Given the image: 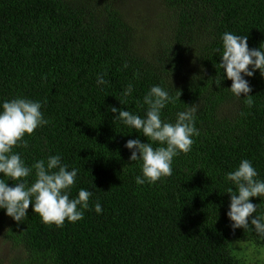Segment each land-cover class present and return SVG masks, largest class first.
Here are the masks:
<instances>
[{
	"label": "trees",
	"instance_id": "trees-1",
	"mask_svg": "<svg viewBox=\"0 0 264 264\" xmlns=\"http://www.w3.org/2000/svg\"><path fill=\"white\" fill-rule=\"evenodd\" d=\"M225 31L264 48V0H0V100L40 101L49 121L25 136L27 149L13 150L28 165L61 154L69 170L79 169L70 198L94 192L84 218L63 227L43 223L31 204L23 222L0 209L10 264H243L235 243L264 251L251 228L231 227L233 186L224 180L241 159L264 179V76L245 77L251 107L228 90L218 66ZM128 84L134 90L124 98ZM156 84L180 92L162 119L175 122L195 105L200 134L190 153L174 158L171 176L138 186L140 162L129 161L124 145L147 138L110 109L144 116L143 97ZM250 202L264 213V198Z\"/></svg>",
	"mask_w": 264,
	"mask_h": 264
},
{
	"label": "clouds",
	"instance_id": "clouds-1",
	"mask_svg": "<svg viewBox=\"0 0 264 264\" xmlns=\"http://www.w3.org/2000/svg\"><path fill=\"white\" fill-rule=\"evenodd\" d=\"M220 39L222 54L218 66L225 73L221 79L231 80L228 90L238 99L244 94L248 107H251L252 95L248 94L252 89L245 77H252L257 70L264 76V48L249 49L247 35H236L229 31L222 33ZM220 51L216 50L218 53ZM123 67L127 68L128 65L125 63ZM220 80L216 81L218 87ZM96 84H107L103 73L97 75ZM133 90V86L128 84L122 97H130ZM179 96L180 92L173 97L165 87L156 84L143 97V105L146 106L144 116L127 108L110 109L116 114L114 120L147 138V143L129 139L124 145L131 152L129 161L140 162L142 174L135 177L138 186L146 182L155 184L171 176L174 158L190 153L193 138L200 134L196 127L198 108L195 105L177 112L175 122L162 119V110L169 103L179 100ZM120 103H126V100ZM41 109L42 102L21 96L0 100V209L14 221L23 222L31 204L32 212L38 214L43 223L63 227L66 220L75 223L84 218L94 192L81 188L75 198H70L79 169L72 167L69 170V166L62 163L61 154L48 155L46 159L41 158L28 165L22 155L13 150L16 147L27 149L29 143L25 136L49 123ZM33 175L34 180L30 183L28 178ZM7 180L16 183L10 187ZM224 180L233 186L226 191L230 195L227 216L232 222L231 227L251 228L258 237L264 238V213L257 214L258 205L250 202V198H264V179L259 178L252 161L241 159L234 170L225 173ZM94 211L97 214L103 212L99 199L94 204Z\"/></svg>",
	"mask_w": 264,
	"mask_h": 264
},
{
	"label": "rangeland",
	"instance_id": "rangeland-1",
	"mask_svg": "<svg viewBox=\"0 0 264 264\" xmlns=\"http://www.w3.org/2000/svg\"><path fill=\"white\" fill-rule=\"evenodd\" d=\"M235 252L243 264H264V251L253 244L239 241L235 243ZM0 257L2 261L6 260L5 264H10L11 252L8 244L4 243L0 235Z\"/></svg>",
	"mask_w": 264,
	"mask_h": 264
}]
</instances>
